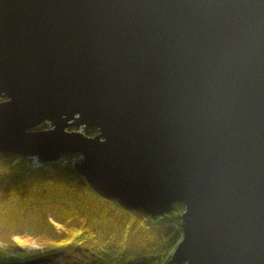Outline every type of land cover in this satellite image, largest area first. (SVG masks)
I'll use <instances>...</instances> for the list:
<instances>
[{
  "label": "water",
  "instance_id": "1",
  "mask_svg": "<svg viewBox=\"0 0 264 264\" xmlns=\"http://www.w3.org/2000/svg\"><path fill=\"white\" fill-rule=\"evenodd\" d=\"M0 154L74 156L129 210L182 202L178 263L264 264V0H0Z\"/></svg>",
  "mask_w": 264,
  "mask_h": 264
},
{
  "label": "trees",
  "instance_id": "2",
  "mask_svg": "<svg viewBox=\"0 0 264 264\" xmlns=\"http://www.w3.org/2000/svg\"><path fill=\"white\" fill-rule=\"evenodd\" d=\"M84 133L95 136L98 130ZM27 160L0 154V264H41L43 256L66 247L87 253L90 264H186L173 259L183 238L182 202L163 216L129 210L97 194L71 163L27 169ZM34 231L52 238L43 254L12 237Z\"/></svg>",
  "mask_w": 264,
  "mask_h": 264
},
{
  "label": "rangeland",
  "instance_id": "3",
  "mask_svg": "<svg viewBox=\"0 0 264 264\" xmlns=\"http://www.w3.org/2000/svg\"><path fill=\"white\" fill-rule=\"evenodd\" d=\"M4 100V99H3ZM48 125V129L52 128L53 126L51 123H46ZM54 128V127H53ZM73 127L69 128V131L75 130L72 129ZM36 130H44L42 128V125L37 127ZM77 159L81 158V156L77 155ZM67 158H61L59 161L62 164H65L66 162L64 160H67ZM57 161V162H59ZM24 163H26V168H37V167H44L45 169L52 170V162L49 163H42L35 164L33 160H27ZM49 219L54 222L57 227L59 228L62 224L58 220H53V218ZM61 228V227H60ZM63 230V228H62ZM37 232H28L22 235V233L14 232L12 234V237L16 242L19 243V246L22 248H27L30 251H41L42 254L44 253L45 246L49 243H52V238H47L45 236H37ZM77 246V245H76ZM78 247V246H77ZM91 259L87 255V253L83 254L81 251L75 250L71 247L62 248L61 250L53 251L41 258V264H90Z\"/></svg>",
  "mask_w": 264,
  "mask_h": 264
},
{
  "label": "clouds",
  "instance_id": "4",
  "mask_svg": "<svg viewBox=\"0 0 264 264\" xmlns=\"http://www.w3.org/2000/svg\"><path fill=\"white\" fill-rule=\"evenodd\" d=\"M181 53L183 87L186 98L193 101L197 95L204 92L207 73L196 60L190 44L181 46Z\"/></svg>",
  "mask_w": 264,
  "mask_h": 264
},
{
  "label": "built area",
  "instance_id": "5",
  "mask_svg": "<svg viewBox=\"0 0 264 264\" xmlns=\"http://www.w3.org/2000/svg\"><path fill=\"white\" fill-rule=\"evenodd\" d=\"M31 160L34 161L35 164H40L42 165V163L39 161L38 157H30ZM66 163H71L72 165L75 164L76 159L75 158H69L67 160H64Z\"/></svg>",
  "mask_w": 264,
  "mask_h": 264
}]
</instances>
